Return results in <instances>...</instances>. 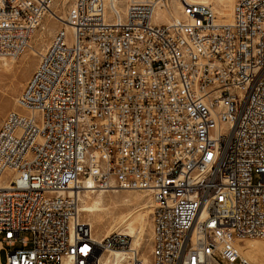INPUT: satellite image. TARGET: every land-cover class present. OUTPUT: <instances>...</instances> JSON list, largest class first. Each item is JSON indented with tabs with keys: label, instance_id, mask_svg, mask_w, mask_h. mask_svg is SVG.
<instances>
[{
	"label": "built area",
	"instance_id": "built-area-1",
	"mask_svg": "<svg viewBox=\"0 0 264 264\" xmlns=\"http://www.w3.org/2000/svg\"><path fill=\"white\" fill-rule=\"evenodd\" d=\"M55 0H0V54L18 57ZM169 0H75L0 127L6 264H264V0L233 22ZM69 28V29H68ZM147 192V260L133 238L97 242L78 193ZM29 234L25 236L24 234ZM19 246V247H18ZM1 264V262H0Z\"/></svg>",
	"mask_w": 264,
	"mask_h": 264
},
{
	"label": "bare ground",
	"instance_id": "bare-ground-1",
	"mask_svg": "<svg viewBox=\"0 0 264 264\" xmlns=\"http://www.w3.org/2000/svg\"><path fill=\"white\" fill-rule=\"evenodd\" d=\"M217 1H218L217 2L218 5L222 8L221 14H220L219 18H217V23L221 24V25L231 24L233 22L234 6H235L237 0L235 2L234 6L232 5L233 9H231L230 11L227 10V4L230 0L228 2L219 1V0H217ZM206 2H205V0H182L176 6V11L178 13H175V12L173 13V11H174V3H173V5H169V7L161 8L157 11L156 17L154 18V23H156L155 20H157L159 18V16L162 15L164 12H168L169 15H166L165 20L163 18V20H164L163 23L169 24L173 21L180 20L182 18V11H183V7H184L185 3L206 5ZM48 16H52L53 18L57 19L58 22H60L61 24L66 19L65 16L60 17L57 14V12L52 11V8H51V11L49 12ZM160 18H162V17H160ZM40 28H41V31L44 30L45 25L42 23ZM41 37H43V33L40 34V38ZM37 40L38 39L34 40V42ZM48 46L39 54V57L43 52H45V50L48 48ZM28 47L30 48V51H32V53L35 52L33 50L31 43H29ZM28 55H29V53H28ZM8 58H9V60H12L11 62H14L15 59L19 58V56L13 57V56H6L3 54H0V60L7 61ZM7 64H8V62H7ZM15 112L23 113V110L19 107V110L15 111ZM119 191H123V190H108V191L96 190L94 185L91 182H88L86 184L85 190L78 193V199L80 202V207H79L80 208L79 209L80 219H81V217H84L87 220V223L86 222L85 223L90 225L91 230H93L95 225L103 224L104 218L106 216L105 211H106V208L108 206V203L110 202L114 205L115 210H119L118 208H122L118 215H114L113 218L110 219L114 222L117 221V224L110 227L109 229H107V231L104 233V237H102L101 239H97L96 237H93V231H92V237L97 242H100L101 240L110 236L111 234H114L116 232H120V233L125 234L126 236L133 238V245L135 247H139L141 249V247L143 245H146L145 227L147 226V222H146L147 214H145L146 213L145 211L149 210V208L151 206L150 205L151 200H149V199L144 200L141 197H139L138 195L131 193L130 191H127V193H122V195H115L114 197L111 198V200H107V199H104L102 197L104 193L119 192ZM96 192H99V194L97 196H93V194H95ZM83 193H84L83 198L80 199V196ZM137 204H139L138 209H135V210L134 209H128L127 211H123L124 209L129 208V207H133L134 205H137ZM152 204H153V201H152ZM152 213H153V210H150V214H152ZM151 231H152V227H151ZM151 241H152V239H151ZM235 245L241 251L245 250V254L250 256L253 261H256V262L264 261V242L263 241L257 240V239L247 240L244 242L243 241H236ZM141 251H142V249H141ZM109 254H111V255L109 256ZM142 254H143V258L145 260H147L148 256L143 251H142ZM106 255H108L109 258L107 257L108 259L106 258V260H105ZM106 255L103 257L101 264H118V262L120 261L121 254H119V253L114 252V253H108ZM110 258H111V260L113 259L112 260L113 262L110 260Z\"/></svg>",
	"mask_w": 264,
	"mask_h": 264
},
{
	"label": "rangeland",
	"instance_id": "rangeland-1",
	"mask_svg": "<svg viewBox=\"0 0 264 264\" xmlns=\"http://www.w3.org/2000/svg\"><path fill=\"white\" fill-rule=\"evenodd\" d=\"M181 1L182 0H169V5H173L174 3L173 13L174 12L178 13L176 11V6ZM206 1L207 0H205V2ZM219 1L228 2L229 0H219ZM74 2L75 0H55L51 8H52V11L57 12V14L60 17L65 16L66 18V14ZM217 2H218L217 0H208L206 2V5L211 6L215 11L216 17L219 18L222 8L218 5ZM235 2L236 0H230L227 4V10L230 11L231 9H233ZM166 15H169V13L164 12L162 15H160L159 18L155 20L156 23L157 24L163 23ZM43 24L45 25V29L42 31H41V28L38 29L35 32L30 42L35 52L32 53V51H30V48L28 47L19 56V58L15 59L14 62H11L12 60H9V58H8L9 61L0 60V127L8 113L19 110L17 100L20 94H26L25 86L38 65L39 54L50 44L56 31L62 27V24L58 22V20L53 18L52 16H48L44 20ZM41 33H43V37L40 38ZM36 39L38 40L34 42V40ZM127 191H130L131 193L138 195L144 200H147V199L151 200V204H150L151 206L149 210L145 211L146 212L145 214H147V217H146L147 226L145 227L146 245H143L141 247L142 251L148 256L149 255L148 252H150V248H151L150 246H151V239H152V231H151L152 214H150V210H153V204H152L151 195L147 192H142V191L123 190L119 192L104 193L102 197L104 199L111 200V198L114 197L115 195H122V193H127ZM98 194L99 192H96L95 194H93V196H97ZM83 195L84 193L81 194L80 199L83 198ZM138 206L139 204L134 205L133 207L126 208L123 211H127L128 209L135 210V209H138ZM118 209L119 210H115L114 205L110 202L108 203V206L105 211L106 216L104 218V222L101 225H95V227L92 230L93 237H96L97 239H101L102 237H104V233L107 231V229L117 224V221L114 222L110 219L113 218L114 215H118L122 208H118ZM81 220L87 223V220L84 217H81ZM24 235L28 236L29 234L26 233ZM7 254H8V249L6 247H3L2 250L0 251L1 264H6ZM110 255L111 254H109V256ZM109 256L106 255L105 260L107 257L109 258Z\"/></svg>",
	"mask_w": 264,
	"mask_h": 264
}]
</instances>
